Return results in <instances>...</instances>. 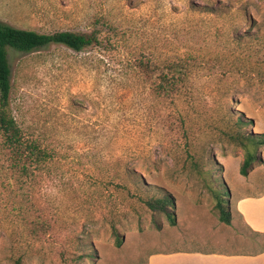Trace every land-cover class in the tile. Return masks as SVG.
Returning a JSON list of instances; mask_svg holds the SVG:
<instances>
[{
    "label": "rangeland",
    "instance_id": "374dc122",
    "mask_svg": "<svg viewBox=\"0 0 264 264\" xmlns=\"http://www.w3.org/2000/svg\"><path fill=\"white\" fill-rule=\"evenodd\" d=\"M96 19L100 43L83 51L9 52L12 113L50 156L24 184L0 174V264L207 249L241 227L236 214L232 227L219 220L210 187L233 210L264 190V146L244 176L230 137L238 117L264 135V0H0V20L18 28L89 32ZM175 57L185 87L160 102L140 64L159 73ZM152 194L173 199L175 225L144 204Z\"/></svg>",
    "mask_w": 264,
    "mask_h": 264
},
{
    "label": "trees",
    "instance_id": "16d2710c",
    "mask_svg": "<svg viewBox=\"0 0 264 264\" xmlns=\"http://www.w3.org/2000/svg\"><path fill=\"white\" fill-rule=\"evenodd\" d=\"M95 27L89 32L74 30H58L51 33L40 32L32 29L18 28L0 20V174L10 175L19 183L24 184L31 178L35 171L42 168V165L50 156L46 148L37 139L28 137L23 128L18 124L11 109L12 74L13 69L9 59V52L32 53L53 44H61L75 51H83L91 46L100 43L101 29L98 27L100 20L96 19ZM225 39L232 42L238 40L235 35L225 34ZM183 58L175 57L166 69L156 73L152 61H141L144 74L151 80L154 76L157 79L151 83V93L155 99L165 102L167 99L176 101L182 94L185 87V78L188 74L181 72ZM145 66V67H144ZM167 70V71H166ZM247 120L238 117L232 125L231 140L233 144L244 151V160L240 172L242 175H249L260 157L258 149L264 146V135H258L246 131ZM147 194L152 189L147 186ZM215 200V210L219 220L225 224L233 223L232 209L227 196V189L210 187ZM144 204L153 212L162 213L168 221L175 225L177 220L173 211V199L168 195L155 196L154 194L142 198ZM41 225V221L38 222ZM40 225L34 228L38 232ZM43 228V227H42ZM114 234L120 238L116 225L113 226ZM264 236V235H263ZM121 244L122 239H119ZM264 249V245H263ZM63 253L64 264H76L80 256L68 259ZM70 260V261H69ZM17 264H21L20 261Z\"/></svg>",
    "mask_w": 264,
    "mask_h": 264
},
{
    "label": "crops",
    "instance_id": "0c3cea01",
    "mask_svg": "<svg viewBox=\"0 0 264 264\" xmlns=\"http://www.w3.org/2000/svg\"><path fill=\"white\" fill-rule=\"evenodd\" d=\"M235 214L241 227L226 231L217 245L157 251L145 264H264V190L240 196L232 209L233 223Z\"/></svg>",
    "mask_w": 264,
    "mask_h": 264
}]
</instances>
